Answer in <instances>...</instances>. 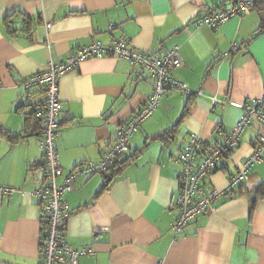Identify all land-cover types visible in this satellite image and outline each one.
Masks as SVG:
<instances>
[{
    "label": "crops",
    "instance_id": "obj_1",
    "mask_svg": "<svg viewBox=\"0 0 264 264\" xmlns=\"http://www.w3.org/2000/svg\"><path fill=\"white\" fill-rule=\"evenodd\" d=\"M262 1L213 29L196 23L233 0H0V185L18 190L0 195V264L43 263L39 201L32 193L44 161L33 110L44 96L38 88L27 90L25 81L78 47L94 40L109 45L121 36L156 56L179 47L184 64L172 76L195 93L164 97L113 174L74 182L66 194L71 216L65 240L97 251L78 264H264V192H257L264 161L248 186L236 188L177 238L171 231L182 170L177 158L190 135L203 139L204 152L211 150L241 119L244 103L264 94ZM234 43L240 51L230 53ZM153 84L150 72L113 58L86 60L62 77L57 145L64 176L100 160L118 128L145 105ZM212 98L220 102L214 110ZM260 129L254 123L244 132L211 176L212 186L225 188L239 172Z\"/></svg>",
    "mask_w": 264,
    "mask_h": 264
},
{
    "label": "built area",
    "instance_id": "obj_2",
    "mask_svg": "<svg viewBox=\"0 0 264 264\" xmlns=\"http://www.w3.org/2000/svg\"><path fill=\"white\" fill-rule=\"evenodd\" d=\"M233 2L231 7L222 5L196 24L218 29L227 21L242 17L254 6L253 0H233ZM51 26L47 24V30ZM113 29L114 25L111 24L109 30ZM239 51V45L234 43L230 53ZM105 58L123 60L133 67L150 72L154 79L152 94L145 105L118 128L110 148L104 152L100 160L81 163L64 176L57 145L58 133L63 126L60 99L61 79L86 60ZM183 64L179 47H169L162 56H156L137 50L127 38L121 36L109 45L94 40L88 45L78 47L71 51L63 62L50 63L44 71L30 76L25 81L24 85L27 90L38 88L44 96L33 110V117L41 133L40 145L44 161L42 180L39 187L32 193V196L39 201L42 264H78L81 258L96 255L97 251L92 246L74 248L65 240L71 216L66 194L73 190V184L79 177L109 176L130 150L131 140L135 134L142 124L154 114L164 97L175 92L194 95L195 92L172 76V71L181 68ZM219 103L217 98H212V110L219 106ZM254 123L260 124L261 129L257 133L252 154L239 172L229 177L225 188L219 189L212 186L209 183L211 176L222 166L225 158L236 151L244 132ZM220 135L222 136L221 142L211 150L204 152L203 139L192 133L177 158L182 170L174 199L177 215L171 225L175 238L182 234L196 218L215 210L216 204L231 196L236 188L248 186L252 170L263 163L264 94L260 98L245 102L243 115L238 123L230 132L220 133ZM62 177L63 182L60 184L59 180ZM17 191L16 188L0 185L1 196H11Z\"/></svg>",
    "mask_w": 264,
    "mask_h": 264
},
{
    "label": "trees",
    "instance_id": "obj_3",
    "mask_svg": "<svg viewBox=\"0 0 264 264\" xmlns=\"http://www.w3.org/2000/svg\"><path fill=\"white\" fill-rule=\"evenodd\" d=\"M258 11L261 14V26H260V31L264 32V1H262L258 6H257ZM161 138H164L161 137ZM12 140H15L16 137L14 135L11 136ZM120 165V163L114 168L113 172L118 168V166ZM113 174V173H111ZM257 192H259L260 194L264 192V184L260 185L257 189Z\"/></svg>",
    "mask_w": 264,
    "mask_h": 264
}]
</instances>
